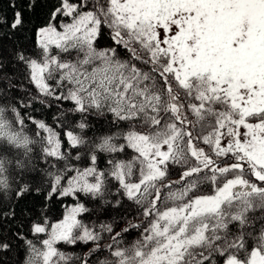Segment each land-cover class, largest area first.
<instances>
[{"label":"snow or ice","instance_id":"snow-or-ice-1","mask_svg":"<svg viewBox=\"0 0 264 264\" xmlns=\"http://www.w3.org/2000/svg\"><path fill=\"white\" fill-rule=\"evenodd\" d=\"M0 3V264H264V0Z\"/></svg>","mask_w":264,"mask_h":264},{"label":"trees","instance_id":"trees-1","mask_svg":"<svg viewBox=\"0 0 264 264\" xmlns=\"http://www.w3.org/2000/svg\"><path fill=\"white\" fill-rule=\"evenodd\" d=\"M0 7H3V4H2V3H0ZM7 15L10 16V15H11V12L8 11V12H7ZM34 116H35L36 118H39L38 114H34ZM50 116H51V113L48 114L49 120H50ZM30 129H31V126H29V134L31 135L32 132H31ZM2 143H3V142L0 141V144H2ZM171 178L174 180V179H176L177 177H176V176H172ZM66 202H68V201H66ZM56 207H59V206L57 205ZM113 217H114V220H119V217L116 216L115 214H113ZM127 218H128L129 220H132L133 222H137V221H136L133 217H131V216H129V217H127ZM120 227H124V225H123V224H120L119 227H117L116 230L119 231V228H120ZM125 239H126L129 243L133 242V241L136 239V232H135V231H132V232L128 233V234L126 235ZM106 242H107V241H106ZM60 247H61V250H65V247H64L63 245H61ZM88 247H91V245H89ZM87 250H88L87 248L76 249V251H77L78 253L81 252V251H83V252H87Z\"/></svg>","mask_w":264,"mask_h":264}]
</instances>
